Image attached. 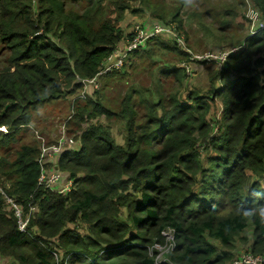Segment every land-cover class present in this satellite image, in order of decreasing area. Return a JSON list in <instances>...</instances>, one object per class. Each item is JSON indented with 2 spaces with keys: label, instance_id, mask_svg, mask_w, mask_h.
<instances>
[{
  "label": "trees",
  "instance_id": "16d2710c",
  "mask_svg": "<svg viewBox=\"0 0 264 264\" xmlns=\"http://www.w3.org/2000/svg\"><path fill=\"white\" fill-rule=\"evenodd\" d=\"M70 1L83 2L82 11L66 12L63 0H40L43 7L36 14L34 0H0V44L1 51L7 50L0 63V128H12L0 132V147L15 142L18 129L30 123L29 109L74 94L80 88L77 79L96 74L105 58L131 37L117 24L128 3L142 0ZM249 1L264 22V0ZM110 14L116 15L114 22ZM177 18L175 13L165 24L183 33ZM159 46L178 61L186 60L173 44ZM143 49L130 56L150 57L152 51ZM261 68L264 29L247 37L223 69L214 68L207 96L182 94L189 76L172 65L158 72L173 79L171 91L157 78L155 91L137 92V98L148 95L138 102L146 112L137 111V116L132 92L122 100L120 112L88 100L87 118L124 122V143L118 145L110 127L100 123L81 131L78 149L64 152L59 161V170L74 183L65 196L39 186L37 146H20L11 163L2 157V186L11 185L6 194L26 212L37 211L22 233L14 215L4 212L0 194V264L6 259L13 264H156L154 246L166 244L167 230L174 239L167 256L172 264H231L235 243L246 240L242 235L248 229L252 242L247 253L264 256ZM218 81L221 85L215 87ZM216 100L224 108L213 122L208 117ZM82 120L77 117L78 123ZM69 225L85 229L81 233ZM54 238L57 244L50 241Z\"/></svg>",
  "mask_w": 264,
  "mask_h": 264
},
{
  "label": "rangeland",
  "instance_id": "374dc122",
  "mask_svg": "<svg viewBox=\"0 0 264 264\" xmlns=\"http://www.w3.org/2000/svg\"><path fill=\"white\" fill-rule=\"evenodd\" d=\"M63 1L65 3L66 12L68 13H80L84 6L83 2L73 3L70 0ZM128 4L130 8L124 11L120 16V20L117 22L126 35L130 34L132 28L137 24H148L156 21L170 23L172 22L170 20L172 16L177 13V20L181 22L182 31L188 38V48L193 54L241 47L243 46L244 40L250 36L249 23L245 15L246 9L241 3H238V0H142L141 2H132ZM39 6L40 8L43 7L40 0H34V10L36 14H38ZM132 10H135L136 13H133ZM226 10H232V12L228 14L225 12ZM160 16H163L164 20H160L158 18ZM109 19L114 22L116 15L110 14ZM228 22L230 26L227 30L223 31L221 28L222 25ZM161 43L171 44L167 39L158 38L148 43L142 50L144 52L152 51L149 53L151 54L150 57H147L148 55L143 53L135 58L129 55L121 71L114 72L110 76L102 78L99 82L98 89L93 91L92 94H89L88 90L85 91L86 97L84 99L80 87L72 95L63 96L60 100L48 101L49 103L45 102L35 110L29 109L31 117L30 123L18 129L15 142L10 143L6 147H0V160L4 157L10 159L7 160L9 163H11L12 160L15 161L16 152L20 146L23 145L37 146L40 152L43 142L46 145L55 144L59 137L62 136L63 132L61 128L69 117L71 118L66 122L67 125L65 124V136L72 138L74 147H79V140H76V138L79 137L81 131L95 123L110 127L111 134L116 143L122 145L126 132L124 122L117 118H111L109 120L105 117L95 119L87 118L90 112L87 101H96L114 112H120L122 100L126 95H130L132 92L133 97L130 101H135L136 103H134L136 107V116L137 111L138 113L146 112L144 105L138 102L143 98L148 99V95H140L137 98L136 93H144L149 89L152 92L155 91L154 86L156 83H154V80H157V78H160L165 88L169 87L167 89V93H169L171 91L170 87L173 86V79L171 77H160L158 74L159 69L172 65L181 68L182 64L185 62V60L183 62L178 61L172 52L165 51L159 46ZM1 50L2 47L0 44V63L4 62L7 55V50L6 52ZM239 51H234V55ZM212 65L213 64L203 66L195 65V72L184 82V92H182V94H186L189 91H198L202 96H207L205 92L209 88V74L211 72L214 73V70L217 68L215 65ZM261 70H264V68H261ZM262 79H264V76ZM220 85L221 83L218 81L215 87H219ZM15 105L16 103L14 106ZM223 108L224 106L221 101L216 100L208 119L213 122H215V120H220ZM72 110L74 111L73 119L72 116H70ZM80 116L84 121L82 120L78 123L77 117L79 118ZM142 122L144 121L141 120L140 123ZM2 128H4L6 132H11L12 130L10 125ZM0 132L3 131L0 130ZM3 184L4 180L0 178V194H6V190H9L11 187L9 182L5 186H2ZM3 210L6 213L9 212L6 203H4ZM36 211V209L33 211L29 210L26 215L31 218ZM68 228L77 229L81 233L85 229L84 226L75 227L74 225H69ZM165 233L167 238L166 247H154V251L158 254V263L172 264L167 257L170 251H167L166 248L169 247L170 242L174 244V239L171 241L173 234L169 230L165 231ZM242 236L246 237V240L243 242L237 240L235 243L232 251L234 256L233 262L240 255L249 252L247 249L252 242L251 230H246ZM56 239L57 238H54L50 241L57 244ZM213 243L216 245L218 244L215 241H213ZM219 247L220 246H218V248ZM62 257L63 256H61V259ZM233 262L231 264H233ZM2 263L13 264V261L6 259L3 260Z\"/></svg>",
  "mask_w": 264,
  "mask_h": 264
},
{
  "label": "built area",
  "instance_id": "2783aa9c",
  "mask_svg": "<svg viewBox=\"0 0 264 264\" xmlns=\"http://www.w3.org/2000/svg\"><path fill=\"white\" fill-rule=\"evenodd\" d=\"M244 1L246 4L245 15L249 23V37H251L264 29V22H262L260 19V14L256 8H254L252 3L249 0ZM129 35L131 36L130 38H127L121 42L111 52V54L105 58L93 77L87 79H77V83L80 84L82 89L81 93L83 99L86 97L85 91L88 90L89 94H92L93 91L98 89L99 82L102 78L114 72L121 71L124 68L125 61L128 59L130 53L143 49L149 42L158 38L169 40V42L173 44L178 50L186 54V60L182 64V68H184L187 76L192 75V70L194 69L195 65L200 66L202 63L213 64L218 70L223 69L227 59L234 55V51L237 52L242 48L241 46L230 48L228 50H217L202 54H193L188 48V43L184 33L177 30L176 26L173 24H165L160 22L151 23L148 26H140L137 24L132 28V31ZM73 114L74 111L72 110L70 116H73ZM70 118L71 117H69L68 120ZM68 120H66V122ZM66 122L61 128L63 134L59 137L58 141L52 145H46L43 142L39 154V164L41 166V174L38 182L39 186L63 196L67 195L74 189V183L73 180L66 178L67 176L65 173L59 170L58 167L60 157L66 151L78 149V147H74L72 138L65 136ZM0 130L6 132L4 128ZM1 194L4 197L5 203L8 205V211L17 219L19 231L22 233H27L30 224V217L26 215L28 213L15 199L9 197L5 193ZM35 209L36 208H31L30 210L33 211ZM165 234L166 233L164 232L163 235L165 237V241H167ZM172 240L173 236L171 241ZM166 244L162 246L155 245L154 247L162 248L166 247ZM173 247V243L170 242L169 247L166 249L167 251H172ZM157 256L155 259L156 264H160L157 261ZM233 264H264V256L253 255L250 253L243 254L240 255L233 262Z\"/></svg>",
  "mask_w": 264,
  "mask_h": 264
},
{
  "label": "water",
  "instance_id": "95a60500",
  "mask_svg": "<svg viewBox=\"0 0 264 264\" xmlns=\"http://www.w3.org/2000/svg\"><path fill=\"white\" fill-rule=\"evenodd\" d=\"M8 109H9V106L6 107V110H8Z\"/></svg>",
  "mask_w": 264,
  "mask_h": 264
},
{
  "label": "clouds",
  "instance_id": "9594fccd",
  "mask_svg": "<svg viewBox=\"0 0 264 264\" xmlns=\"http://www.w3.org/2000/svg\"><path fill=\"white\" fill-rule=\"evenodd\" d=\"M2 195V194H1ZM3 196V195H2ZM4 198V197H3ZM5 202V201H4ZM25 210V209H24ZM28 213V212H27ZM30 220H31V218H30ZM26 234V233H25Z\"/></svg>",
  "mask_w": 264,
  "mask_h": 264
}]
</instances>
